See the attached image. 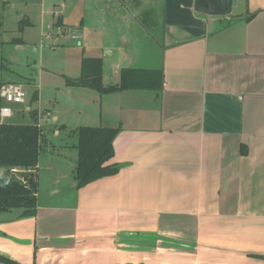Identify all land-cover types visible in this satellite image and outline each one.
<instances>
[{
  "label": "crops",
  "instance_id": "1",
  "mask_svg": "<svg viewBox=\"0 0 264 264\" xmlns=\"http://www.w3.org/2000/svg\"><path fill=\"white\" fill-rule=\"evenodd\" d=\"M85 1L61 6L67 16L77 13L76 25L53 12L52 26H71L79 40L53 33L52 47L77 50L39 140L35 215L0 213V257L17 264H264V0H129L138 6L133 14L124 0H88L93 10L84 20ZM47 13L43 5L41 16ZM33 26L27 18L20 32ZM108 28L119 34L113 44L105 43ZM25 42L17 40V49ZM83 57L102 60L104 86L135 68L160 71L161 89L101 96L68 87ZM114 57L130 65L106 68ZM22 110L18 116L39 111L28 103ZM80 127L119 130L109 162L119 171L78 189L76 145L64 171L66 157L54 154L51 137H75ZM42 152L48 165L41 166Z\"/></svg>",
  "mask_w": 264,
  "mask_h": 264
},
{
  "label": "trees",
  "instance_id": "2",
  "mask_svg": "<svg viewBox=\"0 0 264 264\" xmlns=\"http://www.w3.org/2000/svg\"><path fill=\"white\" fill-rule=\"evenodd\" d=\"M55 26H61L59 22ZM162 73L153 70L122 69L115 85H103V65L100 58H82L80 76L66 78L68 87H79L101 96L124 91H159ZM4 85L0 83L1 86ZM32 102L37 101L33 92ZM2 103L0 101V108ZM31 124L0 125V213L21 210L22 217L35 215L37 185L34 171L40 152V134L36 128L37 111H31ZM119 130L109 127H80L73 131L78 153L74 168L76 188L80 189L95 181L115 176L119 167L109 164L113 158V142ZM30 179L32 182L30 183ZM3 264H17L0 257Z\"/></svg>",
  "mask_w": 264,
  "mask_h": 264
},
{
  "label": "rangeland",
  "instance_id": "3",
  "mask_svg": "<svg viewBox=\"0 0 264 264\" xmlns=\"http://www.w3.org/2000/svg\"><path fill=\"white\" fill-rule=\"evenodd\" d=\"M89 1H85L86 12L82 16L83 19L85 18L84 20L88 19L89 11L93 10L89 5ZM124 1L123 7L126 13L133 14L134 10L135 13L138 12V6L134 5L132 1ZM64 2L68 3L69 0H45V3H43L42 0H0V83L23 84L25 83L24 79L31 78V80L35 82L36 88L33 89L24 86L26 103L31 104L32 109L47 111L49 113L53 109L54 100H60L62 97V93L57 92V89L60 88L63 83L61 74L71 70V53H75L77 50L72 48L69 49L71 51L58 50L52 47L51 43L54 41L52 40L53 37L50 39L51 41L45 39L48 27L51 28L53 21L56 20L53 16L54 11L58 13L61 12L65 23L68 25L77 24L74 20L77 14L76 12L69 16L65 14L66 12H62L61 6ZM43 5L45 6V11L49 14L47 13L42 17L41 11ZM111 14L116 15L115 13ZM27 18H30V22L34 24V26L25 27L23 30L24 33L20 32L21 22L25 21ZM41 18L45 21V24H43V31H41L40 27ZM136 29L135 27V30ZM66 30L70 32L75 31L71 26L66 27ZM117 32H110V28H108V32L105 34V43L113 44L119 35ZM129 36H131V34ZM23 38L26 40L25 47L23 50H18L16 42ZM79 44L81 45V41L69 42L70 46L76 48L80 46ZM40 46H43L41 50ZM32 47H37L39 51L34 53ZM126 56V58H128L127 60L131 59L130 54H126ZM125 62V60L119 61L114 57L110 61H107L106 68L109 65L115 66L116 64L122 65L121 67L130 65V63L126 62L125 64ZM41 74H43V77L40 82ZM26 84H28V82H26ZM34 91L40 93V102L38 104L31 101ZM24 106L25 105L10 106L14 115L7 123L31 124L32 119L27 113H24L23 116L17 115V112L23 113L22 109ZM51 136L52 134H50V137ZM51 140L57 143L55 144L54 154L66 157L65 161H63V170L66 171L65 165L68 163V160L73 157V145H76V137H73L72 134L65 136L62 133L58 138L52 136ZM40 161L41 166L48 165L47 157L44 156L43 152L41 153ZM39 172H41V178L46 179L48 172L44 170ZM40 191V193H42V190ZM43 195H45L44 191Z\"/></svg>",
  "mask_w": 264,
  "mask_h": 264
},
{
  "label": "built area",
  "instance_id": "4",
  "mask_svg": "<svg viewBox=\"0 0 264 264\" xmlns=\"http://www.w3.org/2000/svg\"><path fill=\"white\" fill-rule=\"evenodd\" d=\"M53 27V28H52ZM48 28V32L45 36L46 40H50L53 37V33L57 35L66 34L71 40H79V35L76 31H67L63 26H52ZM0 101L2 106L0 108V125L7 124L8 120L13 117V111L10 108L12 105H25L26 103V93L24 90V85L9 83L4 84L0 88ZM51 115L47 111H38L36 128L39 130L40 134L50 122Z\"/></svg>",
  "mask_w": 264,
  "mask_h": 264
},
{
  "label": "water",
  "instance_id": "5",
  "mask_svg": "<svg viewBox=\"0 0 264 264\" xmlns=\"http://www.w3.org/2000/svg\"><path fill=\"white\" fill-rule=\"evenodd\" d=\"M31 182H32V179H30V183H31ZM0 264H3V263L0 262Z\"/></svg>",
  "mask_w": 264,
  "mask_h": 264
}]
</instances>
